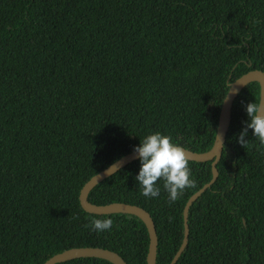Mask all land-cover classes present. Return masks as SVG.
<instances>
[{"label":"trees","instance_id":"obj_1","mask_svg":"<svg viewBox=\"0 0 264 264\" xmlns=\"http://www.w3.org/2000/svg\"><path fill=\"white\" fill-rule=\"evenodd\" d=\"M251 69L264 71V0H0V264L86 246L147 264L143 219L86 211L81 188L155 132L210 150L230 83ZM260 98L258 81L235 98L219 175L189 208L175 264H264V148L251 129L248 146L237 143L246 105ZM188 161L195 186L173 203L163 181L158 197L141 195L139 158L88 195L151 214L156 264L171 263L184 207L212 178L211 160ZM93 219H112L111 230L92 231Z\"/></svg>","mask_w":264,"mask_h":264},{"label":"water","instance_id":"obj_2","mask_svg":"<svg viewBox=\"0 0 264 264\" xmlns=\"http://www.w3.org/2000/svg\"><path fill=\"white\" fill-rule=\"evenodd\" d=\"M251 81H258L261 86V98L260 101L264 102V71L261 69H251L238 77L236 80L232 81L229 85L228 92L223 100L219 121L217 126V132L214 140L213 147L208 151H193L187 147L181 146L185 151L186 156L189 160L195 161H208L211 160L212 165V178L205 183L199 190L193 193L185 207H184V239L173 257L170 264H175L183 250L185 249L188 239H189V223H188V213L191 204L208 188L210 187L217 179L219 175V170L217 163L219 162L222 151L224 148V142L226 140L227 133L229 131L231 118H232V108L234 105V100L237 97L238 93ZM138 158V154L131 151L124 156L120 157L112 164L102 169L95 175H93L81 188L80 191V203L81 206L88 212L96 214H105V213H114V212H128L134 213L141 217L145 222L149 235L150 243L147 254V264H156L157 259V249H158V234L156 225L151 214L141 206L124 203V202H112L106 204H96L88 200V195L90 191L103 179L117 172L119 169L127 165L129 162ZM78 257H102L109 259L116 264H128L126 260L116 251H113L108 248L103 247H72L66 249L60 253L55 254L44 262V264H55L57 262L78 258Z\"/></svg>","mask_w":264,"mask_h":264},{"label":"clouds","instance_id":"obj_3","mask_svg":"<svg viewBox=\"0 0 264 264\" xmlns=\"http://www.w3.org/2000/svg\"><path fill=\"white\" fill-rule=\"evenodd\" d=\"M248 120L238 135L237 143L246 148L249 141V129L252 135L258 139L261 148H264V102H249L246 105ZM134 153L138 154L141 164L138 181L141 195L145 198H156L160 195L158 181H163V188L168 193L170 203L177 201L186 188L195 186V181L190 178L191 170L185 151L179 145L172 142V137L160 132L149 134L141 140L140 145L134 147ZM113 225L112 219H93L89 227L92 231L101 233L110 231Z\"/></svg>","mask_w":264,"mask_h":264}]
</instances>
